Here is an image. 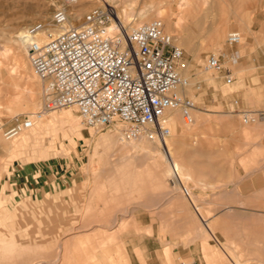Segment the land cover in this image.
<instances>
[{
    "label": "rangeland",
    "instance_id": "374dc122",
    "mask_svg": "<svg viewBox=\"0 0 264 264\" xmlns=\"http://www.w3.org/2000/svg\"><path fill=\"white\" fill-rule=\"evenodd\" d=\"M134 1L127 0L128 9L136 16L145 12L150 20L157 18L156 3L167 5L170 13L177 12L179 5V0ZM208 2L201 6L202 21L186 20V27L183 23L169 27L187 62L181 71L189 79L184 94L197 104L194 124L184 123L179 112L180 125L169 127L168 138L178 140L172 142V165L160 141L148 136L144 140L156 148L154 154L118 153L116 145L97 142V137L110 131L122 135L120 126L90 128L82 124L81 117L72 126L70 112L80 116L75 108L40 118L34 115L32 125L19 137L7 139L4 130L16 116L41 110L43 94L40 78L32 81L20 73L14 53L4 55L2 46L19 47L30 64L25 42L19 37L29 23L47 20L58 5L67 4L74 24L105 2L0 0V264H131L129 243L141 255L139 214L168 212L171 207L164 202L171 197L172 208L178 210L179 234L184 230L183 241L188 247L199 246L201 255L197 259L176 257L166 245V264H264V130L257 127L247 136L236 130L239 125L263 122L264 115L245 123L239 111L264 112V84L258 77L264 75V67L258 70L242 61L231 64L227 60L236 77L230 83L204 67L208 53L227 52L226 37L232 30H243L245 38L231 48L237 47L241 55L264 56V0ZM215 26H221L223 34L212 45L210 34ZM31 86L38 95L35 106L30 105ZM243 87L247 90L245 108L235 104V92ZM198 148L216 152L213 160L224 178L217 183L218 189H224L220 196L224 198L218 201L234 204H199L195 188L204 189L205 184L182 174L175 159V150ZM175 177L183 180L190 196L175 183Z\"/></svg>",
    "mask_w": 264,
    "mask_h": 264
},
{
    "label": "built area",
    "instance_id": "2783aa9c",
    "mask_svg": "<svg viewBox=\"0 0 264 264\" xmlns=\"http://www.w3.org/2000/svg\"><path fill=\"white\" fill-rule=\"evenodd\" d=\"M70 17L68 5L60 4L49 19L25 27L31 66L44 82L43 104L37 114L16 116L4 130L7 139L19 137L32 125L34 115L40 118L65 108H75L86 127L120 126L128 139L146 134L165 140L171 132L166 117L169 109L180 108L187 124L195 121V100L178 90L189 84L181 73L187 67L183 49L174 43L161 19L128 28L106 3L87 11L77 26L69 24ZM240 42L238 30L227 34L228 46ZM239 57L236 50L211 52L204 67L230 83L235 74L226 61L235 64ZM239 112L245 123L264 115L263 111ZM182 191L191 194L183 184Z\"/></svg>",
    "mask_w": 264,
    "mask_h": 264
},
{
    "label": "crops",
    "instance_id": "0c3cea01",
    "mask_svg": "<svg viewBox=\"0 0 264 264\" xmlns=\"http://www.w3.org/2000/svg\"><path fill=\"white\" fill-rule=\"evenodd\" d=\"M233 50L237 51V47L227 48L226 51L230 52ZM239 55L240 57L238 62L242 61L246 66L255 67L258 70H261L260 68L264 67V56L259 57L254 54L253 56L248 54ZM258 77L261 81V84L263 85L264 75L261 73ZM245 81L248 83L249 78L247 77ZM246 91V88L243 87L235 92L237 95V103L235 104L241 105L243 108L247 107V100L245 99ZM257 127H260V129L263 128L264 130V119L263 122H259L254 125H239L236 130L247 136L254 129H257ZM172 142L176 144L178 143V140H172ZM214 154H216V152L210 150L204 151L200 150L199 148L197 150H188L186 152L175 150V159L182 174L188 178L193 176L197 181L205 184L204 189L195 188L196 196L199 200H201L199 204H234L232 202L218 201L219 198H224L220 197L224 195V189L217 188V183L221 181L223 178L221 175L223 174L219 171V163L213 160V158L216 157ZM204 155H207L208 159H202L201 157ZM190 167H192V169H190ZM184 169H186V171ZM163 170L164 169H162V171ZM162 171L159 172L160 176L163 174ZM176 173L178 174V172ZM175 183L182 187L183 180L180 178L178 181H175ZM164 204L171 207L168 212L157 211V213L154 215L151 213H144L143 215L141 213L139 214V222L141 223V228L143 227V233L141 234L140 240L138 242L141 255H136L133 248L131 247V243H129L128 256L131 264H166L164 258V247L166 245L171 247V252L176 257H194L196 259L200 257V247L196 245L193 247H188L187 243L183 241L184 237L182 235L184 230L182 229L183 231H181L180 234L178 232V210L176 208H172V206H174L172 197L165 201ZM196 262L197 261H195V263Z\"/></svg>",
    "mask_w": 264,
    "mask_h": 264
},
{
    "label": "bare ground",
    "instance_id": "6f19581e",
    "mask_svg": "<svg viewBox=\"0 0 264 264\" xmlns=\"http://www.w3.org/2000/svg\"><path fill=\"white\" fill-rule=\"evenodd\" d=\"M103 1L106 4H108V5H110V6H112L114 8V11L116 12L118 18H120L122 23L125 26H127L128 28H133L134 26H137L139 24L151 21L150 19H148L149 15L144 14L145 12L140 11L139 12V16H136L134 10H129L128 7H127V5H128L127 4V0H103ZM208 1H210V0H195V1L194 0H179L178 1L179 5L177 6L178 7L177 8L178 11L177 12H171V13L167 9V5L166 6H164V5L158 6L159 3L155 4L153 2H151L149 4L152 5V7H153L154 4L157 5L156 6L157 9L155 10V8H154V11H155V13L157 15L156 19H161L164 22L165 29L167 30V32L169 31L168 33H170L172 35V37H174V39H176V34L173 31H171L170 28H169L170 24L171 23L173 25H176L178 23L179 24H182V23L184 24V21H186V20H189V21L191 20V22L192 21L193 22L194 21L198 22V20L200 19L202 21L203 18H205V15H202L203 13L201 14V11L203 10L201 6H202V4L209 3ZM132 3H135V1L132 0ZM132 6H133V4H132ZM118 7H120V10L118 9ZM47 9H48V7L46 6L42 10V15H43V12L44 13L47 12ZM75 9H76L75 11H78V12L80 10L79 7L75 8ZM39 10H41V9H39ZM152 11H153V8H152ZM148 12L151 13L150 11H148ZM39 14H41V13H39ZM152 14H154V13H152ZM152 14H150V16ZM42 15H41V17H42ZM81 20H82V17L80 19H78L77 21H75L76 23H74V24H71V22L69 20V24L71 26H77V25L81 24ZM185 27H186V25H185ZM183 28H184V26H183ZM179 31H180V29H179ZM239 32L241 34V42L240 43H242L243 39L245 38V32H243V30H241V29H240ZM222 34H223V29L221 28V26H220V28L218 26H215L214 28H212L210 36L213 39V42L211 44L212 45L218 44L219 41L222 38ZM19 37H20L21 42L24 43L25 39L23 37V31H21L19 33ZM174 39H173V41H174ZM24 45H26V42H25ZM24 48H25V46H24ZM26 48H27V45H26ZM19 51H20L19 47H18V49L17 48L15 49V47H13L12 45L2 46V53L4 55H8V54H10L12 52L14 53L15 67L19 70L20 73H23V72L26 73L28 78L31 79L32 81H35L36 79H39L37 74L34 72L33 68L31 69V67H30L31 63L28 64V62L26 61L25 57L21 54L22 50H21V52H19ZM27 55H28V52H27ZM14 71H15V69H14ZM15 74H17V73L15 72ZM31 80H29V81H31ZM40 80L42 81L41 78H40ZM32 86L28 88V90H29V98H30V105L35 106V102H36V99H37L38 95H37V92L35 91V88L32 87ZM178 90L181 93H184L186 89L184 87H179ZM43 92H44V82L42 81V94H43ZM22 98H23V96H22ZM17 104H18V102H17ZM179 112H180V114H181V116L183 118L182 111H181L180 108H173V109H169L167 111L166 117H167V124H168L169 127L174 128V127L180 125L181 120H180V117H179ZM36 113H38V111H36ZM70 113H71L70 124L72 126H77L79 124V121H80L79 118L81 117V115L79 116L78 114H76L73 111H71ZM193 115H194V118H195V113L194 112H193ZM183 121H184V118H183ZM184 123H185V121H184ZM188 125H191V124H188ZM145 136H147V135L146 134H142L140 136V138H138V139H136V138L128 139L123 134L120 135V134H117L114 131H110V132H108L105 135H100L99 137H97L98 138L97 142L106 143L108 141L109 143H111V145H113V146L116 145V147H117L116 151L118 153L124 152L125 150H131V151H134V152L142 151V152H145V153L149 152L151 154H154L155 151H156V148L155 147H149L146 144V142L144 140ZM159 141L161 143L162 148L164 149L163 153H164L165 157L167 158V160L172 165H174L175 163H174V160H173L171 138H168V136H166L165 140H163V141L159 140Z\"/></svg>",
    "mask_w": 264,
    "mask_h": 264
}]
</instances>
